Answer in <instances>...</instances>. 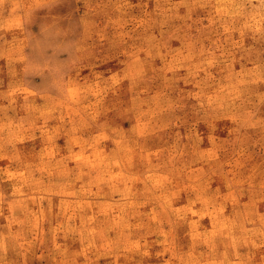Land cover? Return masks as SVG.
I'll use <instances>...</instances> for the list:
<instances>
[{"label": "clouds", "instance_id": "9594fccd", "mask_svg": "<svg viewBox=\"0 0 264 264\" xmlns=\"http://www.w3.org/2000/svg\"><path fill=\"white\" fill-rule=\"evenodd\" d=\"M0 264H264V0H0Z\"/></svg>", "mask_w": 264, "mask_h": 264}]
</instances>
